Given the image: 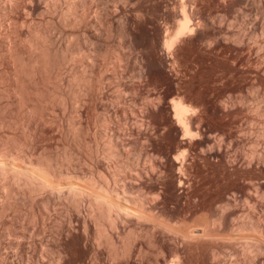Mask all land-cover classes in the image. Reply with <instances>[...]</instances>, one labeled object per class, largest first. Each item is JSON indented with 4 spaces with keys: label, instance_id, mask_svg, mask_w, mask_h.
I'll list each match as a JSON object with an SVG mask.
<instances>
[{
    "label": "rangeland",
    "instance_id": "1",
    "mask_svg": "<svg viewBox=\"0 0 264 264\" xmlns=\"http://www.w3.org/2000/svg\"><path fill=\"white\" fill-rule=\"evenodd\" d=\"M0 264H264V0H0Z\"/></svg>",
    "mask_w": 264,
    "mask_h": 264
},
{
    "label": "bare ground",
    "instance_id": "2",
    "mask_svg": "<svg viewBox=\"0 0 264 264\" xmlns=\"http://www.w3.org/2000/svg\"><path fill=\"white\" fill-rule=\"evenodd\" d=\"M79 3H82L81 1H79ZM81 5V4H80ZM79 4H78V6H80ZM82 5H83V3H82ZM81 5V6H82ZM184 5V4H183ZM182 5V6H183ZM70 6V5H69ZM74 6V5H73ZM185 6V5H184ZM71 8V7H70ZM182 11H181V18H180V21H179V23H178V25H176L177 27L175 28V30H174V32L172 33V35H170L169 36V38L168 39H166V41H165V44H166V46L169 48L173 43H174V41L176 40V41H178V37H180V35L181 34H183L185 31H188V30H192L193 29V26L191 27V25H190V18H189V16H188V12L186 13V11H185V9H184V7H182ZM103 11V10H102ZM105 11V10H104ZM108 11V10H107ZM110 12V11H109ZM102 13V15H103V12H101ZM104 13H106V12H104ZM108 13V12H107ZM109 14V13H108ZM112 13H110V15H111ZM102 15H100V16H102ZM105 15H103V17H104ZM128 31V30H127ZM126 31V33H129L130 34V32H127ZM124 33H125V30H124ZM127 36H128V34H126ZM128 37H130V35L128 36ZM175 41V42H176ZM175 44V43H174ZM172 106H173V113H174V118L176 119V122H177V124L180 126V128L183 130V132H184V134H189L192 130V128L190 129V127H189V125H188V123H187V118L189 117V116H187V113H188V111H190V110H192V108H190L187 104H185V103H183V101L182 100H175V101H173V104H172ZM189 120V119H188ZM190 121V120H189ZM189 124H190V122H189ZM191 125V124H190ZM10 171H11V174L13 175H15V176H17V173L15 172V170L12 168V167H10V169H9ZM11 175V176H12ZM12 176V178L14 179H16V177L15 176ZM108 212H109V216H110V212H111V210H110V208H108ZM111 217V216H110Z\"/></svg>",
    "mask_w": 264,
    "mask_h": 264
}]
</instances>
